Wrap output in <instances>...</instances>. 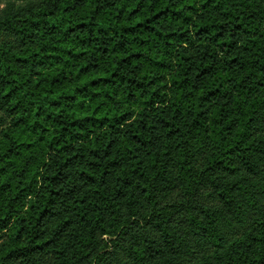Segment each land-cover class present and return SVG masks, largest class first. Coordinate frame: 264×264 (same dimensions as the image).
Masks as SVG:
<instances>
[{
    "label": "trees",
    "instance_id": "obj_1",
    "mask_svg": "<svg viewBox=\"0 0 264 264\" xmlns=\"http://www.w3.org/2000/svg\"><path fill=\"white\" fill-rule=\"evenodd\" d=\"M0 264H264V0H0Z\"/></svg>",
    "mask_w": 264,
    "mask_h": 264
}]
</instances>
